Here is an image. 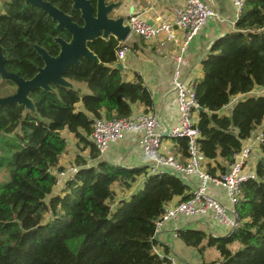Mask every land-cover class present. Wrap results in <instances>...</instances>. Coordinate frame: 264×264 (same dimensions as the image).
Wrapping results in <instances>:
<instances>
[{"label":"trees","instance_id":"trees-1","mask_svg":"<svg viewBox=\"0 0 264 264\" xmlns=\"http://www.w3.org/2000/svg\"><path fill=\"white\" fill-rule=\"evenodd\" d=\"M44 1L83 24L72 0ZM90 1L95 5L96 0ZM57 24L25 0H0L5 70L24 79L35 76L45 64L38 49L55 57L60 50L56 38L71 39ZM87 45L101 64L80 57L63 75L68 81L84 83L86 93L50 83V89L28 93L30 107L0 106V264H161L167 260L155 252L154 221L174 197L189 198L190 186L179 175L149 173L146 166L126 167L106 160L92 164L76 154L77 171L64 181L60 192H54V170L62 168L59 158L67 150L61 130L72 133L82 149L88 147L94 160L99 154L89 136L102 110L106 118L128 117L136 102L146 111L153 105L143 78L134 73L131 80H124L116 67V51L128 48L126 44L109 35ZM201 63L203 75L194 80L197 102L204 108L198 113V144L207 172L215 176L216 171H226L242 141L264 119V94L239 99L229 114L220 113L234 96L264 85V0H244L233 29L212 40ZM15 90L13 79L0 76V97ZM173 140L185 152L186 138ZM260 148L263 156L254 172L263 177L264 142ZM140 176V188L127 198L115 199V183L130 190ZM236 208L243 222L228 236L193 227L179 228L176 235L199 251L202 246L215 248L218 258L205 264H264V182H243ZM234 244L238 247L232 248Z\"/></svg>","mask_w":264,"mask_h":264},{"label":"crops","instance_id":"crops-1","mask_svg":"<svg viewBox=\"0 0 264 264\" xmlns=\"http://www.w3.org/2000/svg\"><path fill=\"white\" fill-rule=\"evenodd\" d=\"M180 1L181 0H105L106 3L112 4L109 13L110 17H124L126 20L130 14H135L148 22H152L159 17L171 20L174 8L181 5ZM204 1L208 2L214 8L218 18L210 19L206 26L192 38L188 45L186 62L179 66L181 69V76L186 81H194L202 77L203 70L201 60L206 54V49L213 39L233 29L238 16L236 8L231 0ZM140 39V37H136L129 44H126L128 46V48H126V54L118 63L122 65L120 71L124 80H131L134 73H138L143 78L145 85L152 94L153 105L146 111L142 104L138 102L134 103L132 105V116L144 112L154 113L161 122L162 132H170L179 122L175 93L172 89V75L174 69L177 67V63L173 56L177 53V47L172 42L163 41L160 38L151 40ZM130 46L131 48H129ZM68 82L70 87L81 89L82 83L73 81ZM259 94H264V91L257 86L248 93L238 94L220 110V113L229 114L237 100ZM77 106L81 109V103H78ZM101 115L104 116L103 110L101 111ZM263 131L264 119L252 132L250 137L242 141V147L248 146L251 148V154L247 162L248 170L254 171L257 160L263 156L260 144L255 141V137ZM63 137L67 141V150L60 156L58 163L60 167L74 164V157L76 154H80L88 163L92 164L96 163L97 160H106L112 164H119L126 167L146 166L147 169L150 164L148 157L138 144L137 135L130 131L124 132L120 139L111 143L103 154L98 155L94 160L89 157V148L86 147L82 149V145L77 143L78 141L72 133L65 131V136ZM171 149L179 155L182 161L184 160L186 154L181 147L168 134H163L161 151L167 152ZM217 162L225 164L219 158ZM211 163L212 165L215 164L214 161H211ZM227 168L228 166H226V169ZM216 174H219V171H216ZM190 179L198 184V180L195 176H191ZM137 181L142 183L143 176H140ZM63 185L56 184L54 189L55 193L60 192ZM134 190H128L127 194L125 193L124 196L120 198H127ZM206 192L221 203L230 206L226 190L221 185L207 182ZM178 200L179 197L177 196L174 197L171 202ZM184 227L201 229L213 236L223 235L226 231L225 226L214 219L211 211H207L199 216L179 215L175 220L166 222L163 225L160 233L157 235L158 244L155 247V252L161 257L175 255L181 264H205L218 258V252L213 247L202 246V250L199 251L185 244L176 235V230Z\"/></svg>","mask_w":264,"mask_h":264},{"label":"built area","instance_id":"built-area-1","mask_svg":"<svg viewBox=\"0 0 264 264\" xmlns=\"http://www.w3.org/2000/svg\"><path fill=\"white\" fill-rule=\"evenodd\" d=\"M231 2L239 14L244 0H231ZM180 4L179 7L174 8L171 20L159 17L148 22L135 14H130L125 24L129 29L128 35L134 33L143 40L160 38L163 41L172 42L177 47V53L173 56L177 67L172 75V89L175 93L179 122L167 134L172 138H186L184 160L182 161L173 149L167 152L161 151L162 125L158 116L150 112L128 117H96L93 120L90 141L101 155L111 143L120 139L124 132H133L137 135L138 144L150 161L149 173L170 171L189 184V198L167 203L160 216L154 221L156 238L163 225L175 220L179 215L199 216L207 211H211L214 219L225 226L226 231L223 235L228 236L243 222L236 208L241 197L242 183L248 179L264 182V176L258 177L254 171L247 169L251 154V148L248 146L241 147L233 154L234 160L225 172L212 176L206 170V159L198 144L200 138L198 113L201 106L195 96L194 81L183 79L179 66L186 62V51L192 38L206 26L210 19L218 18V16L214 8L204 0H181ZM125 54L126 47H120L116 51L117 62L123 59ZM260 88L264 91V85ZM255 141L259 144L264 142V131L255 137ZM77 169L78 167L74 164L55 169L56 184L63 185L64 181L70 179ZM191 176L197 178L198 184L190 179ZM207 182H213L225 188L230 206L221 203L206 192ZM166 258L167 260L161 264H181L175 255Z\"/></svg>","mask_w":264,"mask_h":264},{"label":"water","instance_id":"water-1","mask_svg":"<svg viewBox=\"0 0 264 264\" xmlns=\"http://www.w3.org/2000/svg\"><path fill=\"white\" fill-rule=\"evenodd\" d=\"M26 2H30L47 12L52 19L57 21L58 28H65L71 34V39L67 42L61 38H56V41L60 45V50L55 57L50 56L44 49L40 48L45 52V55H42L39 51L40 49H38L44 60L46 70L41 71L44 67L40 68L38 73L30 79H24L16 74L7 72L2 66V57L0 56L1 75L10 77L16 82V90L13 94L0 97V106L9 103H19L30 107L31 100L28 98V93L37 88L50 89V83L70 87L68 80L63 75L70 65H76L80 62V57L91 59L101 64V61L89 49L87 45L89 41L99 36L106 38L109 35H113L117 40L123 41L129 32L128 26L123 24L124 17L115 19L108 17L112 4L106 3L105 0H96L95 5L90 0H72V7L80 11V17L83 20L82 25L74 22L70 15L47 1L26 0ZM73 36L74 40H72ZM60 41L65 44L61 45ZM69 42L71 44L67 45ZM116 67L120 70L122 69L120 63ZM199 111H203V107H200ZM163 134L165 135L167 132L165 131Z\"/></svg>","mask_w":264,"mask_h":264},{"label":"rangeland","instance_id":"rangeland-1","mask_svg":"<svg viewBox=\"0 0 264 264\" xmlns=\"http://www.w3.org/2000/svg\"><path fill=\"white\" fill-rule=\"evenodd\" d=\"M110 13V12H109ZM109 13H108V17L109 16ZM112 16V15H111ZM114 16H112L111 18H113ZM115 19V18H113ZM124 20V19H123ZM125 21V20H124ZM123 21V24H125V22ZM138 37L137 35H135L134 33H130V35L127 36V38L125 39V41L123 42L124 44H129L134 38ZM81 93H86L88 91L86 85L84 83L81 84V89H80ZM65 131L67 132L68 130L65 129V130H61V135L65 136ZM70 146V144H69ZM60 159V158H59ZM138 180V179H137ZM142 185V183H139L138 181L133 184V186L131 187V191L134 190V189H138L140 188ZM114 189V192H115V199H118L120 198L121 196H124V194L126 193L127 194V191L128 189H123L121 188L117 183H115L112 187ZM55 192V191H54ZM223 193V192H222ZM127 197V195H126ZM238 247L237 244H234L232 245V248H236Z\"/></svg>","mask_w":264,"mask_h":264},{"label":"bare ground","instance_id":"bare-ground-1","mask_svg":"<svg viewBox=\"0 0 264 264\" xmlns=\"http://www.w3.org/2000/svg\"><path fill=\"white\" fill-rule=\"evenodd\" d=\"M31 1H36V0H31ZM72 40H74V36H73V39ZM60 44L61 45H64L65 43H63V42L60 41ZM69 44H71V42H69L67 45H69ZM41 52H42L43 55H45V53L43 51H41ZM45 70H46V67H44L43 69H41V71H45Z\"/></svg>","mask_w":264,"mask_h":264},{"label":"flooded vegetation","instance_id":"flooded-vegetation-1","mask_svg":"<svg viewBox=\"0 0 264 264\" xmlns=\"http://www.w3.org/2000/svg\"><path fill=\"white\" fill-rule=\"evenodd\" d=\"M25 2H26V0H25ZM28 3H30V2H28ZM31 4V3H30ZM43 10V9H42ZM40 49V48H39ZM39 53V52H38ZM40 54V53H39ZM0 56L2 57V60H1V62H2V66H3V61H4V57H3V54H2V49H1V46H0ZM4 68V67H3ZM5 69V68H4ZM0 76H2L1 75V73H0Z\"/></svg>","mask_w":264,"mask_h":264}]
</instances>
